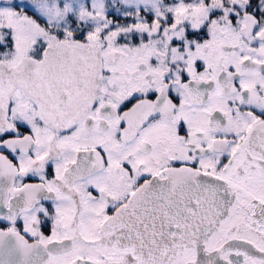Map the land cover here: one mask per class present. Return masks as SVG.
I'll return each instance as SVG.
<instances>
[{
	"label": "snow or ice",
	"instance_id": "obj_1",
	"mask_svg": "<svg viewBox=\"0 0 264 264\" xmlns=\"http://www.w3.org/2000/svg\"><path fill=\"white\" fill-rule=\"evenodd\" d=\"M0 264H264V0H0Z\"/></svg>",
	"mask_w": 264,
	"mask_h": 264
}]
</instances>
